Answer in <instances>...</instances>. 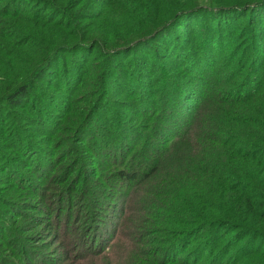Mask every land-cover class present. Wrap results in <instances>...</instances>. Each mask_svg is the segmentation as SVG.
<instances>
[{
	"label": "trees",
	"instance_id": "obj_1",
	"mask_svg": "<svg viewBox=\"0 0 264 264\" xmlns=\"http://www.w3.org/2000/svg\"><path fill=\"white\" fill-rule=\"evenodd\" d=\"M110 83L156 109L147 157L118 173L164 176L146 213L162 239L135 264H264V0H0V165L124 146L114 119L94 133Z\"/></svg>",
	"mask_w": 264,
	"mask_h": 264
},
{
	"label": "rangeland",
	"instance_id": "obj_2",
	"mask_svg": "<svg viewBox=\"0 0 264 264\" xmlns=\"http://www.w3.org/2000/svg\"><path fill=\"white\" fill-rule=\"evenodd\" d=\"M116 84L107 86L104 109L96 113L93 126L97 133L101 121L123 124L110 127L107 139L109 144L123 134L124 146L111 149L103 142L106 147L90 153L84 148L67 151L63 144L44 154L43 162L29 150L19 157L24 167L1 163L0 264H135L153 259L151 252L162 237L151 234L159 226L148 224L146 213L149 200L160 197L163 172L145 184L124 183L118 173L125 171L126 162L147 157L151 146L143 150L141 143L152 135L155 106L148 100L141 109L131 106ZM119 100L123 103L118 107ZM159 125L153 135L160 140ZM38 147L47 148L42 143ZM60 154L62 161L54 162ZM166 155L167 166L171 159ZM77 171L83 174L76 176ZM225 259L218 264L229 263Z\"/></svg>",
	"mask_w": 264,
	"mask_h": 264
}]
</instances>
